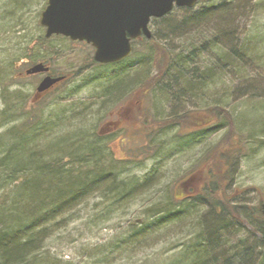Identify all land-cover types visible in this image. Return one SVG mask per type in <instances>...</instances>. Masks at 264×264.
Wrapping results in <instances>:
<instances>
[{
	"label": "rangeland",
	"instance_id": "1",
	"mask_svg": "<svg viewBox=\"0 0 264 264\" xmlns=\"http://www.w3.org/2000/svg\"><path fill=\"white\" fill-rule=\"evenodd\" d=\"M214 1L205 0L204 4L208 6ZM45 2L0 0V65L9 67V77L4 82L7 87L4 89L10 94L16 90L18 101H21L22 92L26 99L24 108L21 109L20 103L16 102V106L11 107V113L19 117L25 110L37 122L44 119L43 139H49L51 143L66 140L71 145L79 141L83 143L89 138V143L93 144L91 138L96 141L97 133L104 126H113L118 135L113 140L102 137L105 142L102 145L109 149L108 152L116 160L124 161V164L119 162L121 165H118L123 172L119 180L142 181L152 170L156 171L155 176L159 180L147 191L118 205L105 203L100 194L74 205L49 227L42 250L38 252L39 257L50 258L54 264H180L181 254L196 241L197 227L205 210L200 212L197 209L193 213L189 209V213L181 220L132 243H128V235L131 228H136L138 219L147 221L145 214L149 207L169 198L180 201L187 195L191 184L188 188L183 187L187 193L178 195L177 192L192 171L197 174L194 185L200 187L203 178L199 170L200 159L220 141L224 129L196 131L195 139L179 137L175 130H168L152 139L156 146L159 144L155 158L151 155L144 158L143 149L148 145V133L141 128L138 112L145 109L151 119L154 117L159 120L183 111L196 110L200 113L214 103H222L232 113L238 130L251 135L247 153L234 166L226 192L235 205L254 206L257 201L264 199V71L258 69L259 65L264 66V0H241L244 3L241 8L238 0H232L231 3L232 7L238 4L239 8L233 16L237 28L231 35L243 38L256 61L255 66L250 64L246 68L245 74H250V78L240 80L231 75L226 76L208 86L198 99L184 101L176 107L169 105L158 89L152 91L146 100L142 99V95L131 96L137 94V86L146 74L149 73L150 78L153 73L152 51L145 40L133 44V53L127 60L106 67L93 62V51L87 45L81 46L63 37H52L50 41L47 40L48 43L41 42L39 38L44 36V31L39 26V19ZM162 20L158 19L149 26L155 41L165 45L174 54L184 49L188 51L185 50L181 56L193 52L190 43H193L191 39L194 40L192 34L195 33L188 34L186 40L170 35L166 21ZM214 36L211 34L205 39L213 40ZM215 53L217 57L216 48H212L203 55L198 54L195 57L197 68L209 66L216 59ZM39 60L49 61L56 74L67 75L68 79L40 102H36L34 88L37 78L28 77L24 72L31 63ZM7 68L3 69L7 71ZM115 76L124 80L118 87H131L129 83L133 82V88L128 87V95L123 96V92H120L119 96L115 92L106 98L104 94L110 86V78L117 79ZM247 84H252L251 88L246 89ZM254 90L256 95L250 98L247 94ZM3 108L0 103V110ZM50 118L53 121L48 124ZM22 120L0 126V137ZM146 128L150 130L151 127ZM178 142H186L187 146L180 148L173 144ZM239 227L240 224H237L236 229L233 227L230 230L235 231ZM241 231L243 233H235L233 238L230 236V244L218 248L220 255L225 254L224 259L233 255L229 249L239 242L247 246L252 244V238L246 235L249 233L246 224L242 225ZM256 240L259 244L260 238Z\"/></svg>",
	"mask_w": 264,
	"mask_h": 264
},
{
	"label": "trees",
	"instance_id": "2",
	"mask_svg": "<svg viewBox=\"0 0 264 264\" xmlns=\"http://www.w3.org/2000/svg\"><path fill=\"white\" fill-rule=\"evenodd\" d=\"M204 1H199L194 9H174L162 18L170 35L186 40L188 34L195 33L192 34L194 40L191 39L193 43H190V48L193 47V52L190 54L181 56L187 49L174 54L155 41L153 34L150 40H145L152 51L153 73L150 78L149 73L146 74L137 86V94L131 96L142 95V99L146 100L152 91L158 89L163 99L176 107L184 101L198 99L208 86L226 76L240 80L250 78V74H245L246 68L250 64L255 66L256 62L251 49L245 45L243 38L231 35L237 28L233 18L239 10L237 5L240 3L241 8L244 3L238 0V4L232 7V0H215L205 6ZM206 22L207 25L201 28ZM152 23H156V20ZM211 34L215 35V39L206 40L205 36ZM39 40L48 43L44 37ZM212 48H216V59L209 66L197 68L195 57ZM3 68L7 67L0 65V103L4 107L0 110V126L16 122L17 119L23 120L0 137V185L4 184L0 188V264H54L50 258L39 257L54 220L95 194L102 195V200L111 206L118 205L147 191L159 179L155 176L156 171L152 170L142 181H120L123 172L118 165L122 161L118 162L112 157L109 149L102 145L105 143L103 138L98 135L96 141L91 138L93 144L89 143V138L83 143L79 141L71 145L66 140L55 143L44 140V119L37 122L25 110L19 117L11 113V107L16 106V102L20 103L21 109L24 108L26 99L20 98L21 101H18L15 94L4 89L7 87L4 82L9 77V67L7 71ZM258 69L264 71V66L259 65ZM115 77L117 79L110 78V86H107V93L104 94L106 98L115 92L119 96L120 92L128 95L129 89L133 88L132 82L129 83L131 87L121 89L118 84L124 80ZM247 85L246 89L251 88L252 84ZM255 92L247 95L254 97ZM138 114L141 128L148 133V145L143 149L144 158L148 155L155 158L159 144L156 146L152 139L168 130H175L179 137L191 139H195L199 130L224 129V134L200 159L199 170L203 177L200 187L194 185L197 174L192 171L193 175L183 181L184 185L177 192L178 195L188 192L187 195L180 197V201L169 198L149 207L145 214L147 221L138 219L140 222L136 228L130 229L128 243L181 220L189 209L193 213L199 209L205 212L197 227L198 236L195 243L181 254L180 264H264V217L260 210L264 199L254 206L235 205L226 192L234 166L247 153L251 135L238 130L232 113L222 103H214L200 113L196 110L183 111L159 120L151 119L145 109ZM51 121L53 118L48 119L47 123ZM147 126L151 127L150 130ZM185 143L173 144L181 148L187 146ZM184 186L190 187L187 192ZM237 224L240 227L234 231ZM244 224L247 225L249 233L246 235L252 238V244L247 246L239 242L229 249L233 255L224 259L225 254L220 255L218 248L230 244L231 235L233 238L235 233H243L241 229ZM256 238H260L259 244Z\"/></svg>",
	"mask_w": 264,
	"mask_h": 264
},
{
	"label": "water",
	"instance_id": "3",
	"mask_svg": "<svg viewBox=\"0 0 264 264\" xmlns=\"http://www.w3.org/2000/svg\"><path fill=\"white\" fill-rule=\"evenodd\" d=\"M199 0H47L39 23L46 28L45 37L63 36L85 41L95 49L93 60L99 64L124 61L132 53L131 42L143 36L150 40L152 19L167 16L174 8L192 9ZM47 69L35 65L27 74ZM62 78L46 77L37 88L47 90ZM264 217V203L260 206ZM139 223L140 220H137Z\"/></svg>",
	"mask_w": 264,
	"mask_h": 264
},
{
	"label": "flooded vegetation",
	"instance_id": "4",
	"mask_svg": "<svg viewBox=\"0 0 264 264\" xmlns=\"http://www.w3.org/2000/svg\"><path fill=\"white\" fill-rule=\"evenodd\" d=\"M46 6H47V0H46V2H45V7H44V9L46 8ZM43 9V10H44ZM43 29V31H44V33H45V28H42ZM143 38L142 37H140L139 39H138V41H141ZM68 41H70V42H72V43H79L81 46L82 45H87V46H89V47H91V50L94 52L95 51V49L90 45V44H87V43H85V42H78V41H71V40H69L68 39ZM132 46H133V44H132ZM45 59V58H44ZM38 63H40V64H43L44 65V67L47 69V71H44V72H41V73H38V74H34V75H26L25 74V72L26 71H28V69H30L32 66H34L35 64H30V66L25 70V72H24V75H26V76H28V77H32V76H34V77H36L37 78V83H36V86H35V88H34V98L35 99H37V101L36 102H40V100L42 99V98H44V96L45 95H47V94H50L51 92H53L55 89H57L59 86H61L63 83H65V82H67V79H68V77H67V75H58V74H56L55 72H54V70H53V67H52V65H51V63L49 62V61H47V60H43V61H37L36 62V64H38ZM102 66V65H101ZM19 76L20 77H22L23 76V74L22 73H20L19 74ZM45 77H51V78H57V77H64V79L61 81V82H59V83H56V84H54L51 88H49L48 90H46V91H44V92H41V93H37L36 92V88L39 86V84L41 83V81L45 78ZM11 93L12 94H15L16 93V90H14V91H11ZM34 101V100H33ZM34 101V102H35ZM107 126H109V128H105L106 126H104V129H101L98 133H97V135L99 136V137H103V138H112L111 140H113V139H115V137L118 135L117 134V131L114 129V127L113 126H110V125H107ZM119 162V161H118ZM123 162V161H122Z\"/></svg>",
	"mask_w": 264,
	"mask_h": 264
},
{
	"label": "bare ground",
	"instance_id": "5",
	"mask_svg": "<svg viewBox=\"0 0 264 264\" xmlns=\"http://www.w3.org/2000/svg\"><path fill=\"white\" fill-rule=\"evenodd\" d=\"M21 97V99L23 100V92H22V96H20Z\"/></svg>",
	"mask_w": 264,
	"mask_h": 264
}]
</instances>
